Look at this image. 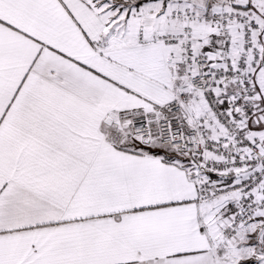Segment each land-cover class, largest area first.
<instances>
[{
    "label": "snow or ice",
    "instance_id": "obj_1",
    "mask_svg": "<svg viewBox=\"0 0 264 264\" xmlns=\"http://www.w3.org/2000/svg\"><path fill=\"white\" fill-rule=\"evenodd\" d=\"M0 264H264V0H0Z\"/></svg>",
    "mask_w": 264,
    "mask_h": 264
}]
</instances>
